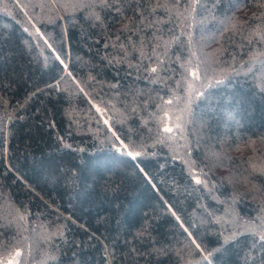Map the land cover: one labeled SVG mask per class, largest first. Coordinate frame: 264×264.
<instances>
[{"label": "trees", "instance_id": "trees-1", "mask_svg": "<svg viewBox=\"0 0 264 264\" xmlns=\"http://www.w3.org/2000/svg\"><path fill=\"white\" fill-rule=\"evenodd\" d=\"M261 237L264 0H0V264H264Z\"/></svg>", "mask_w": 264, "mask_h": 264}, {"label": "snow or ice", "instance_id": "snow-or-ice-1", "mask_svg": "<svg viewBox=\"0 0 264 264\" xmlns=\"http://www.w3.org/2000/svg\"><path fill=\"white\" fill-rule=\"evenodd\" d=\"M151 71H153V72H155L156 71V69H152ZM170 103V102H169ZM105 123H107V121H105ZM166 132H172V128H165L164 129ZM129 155H132V153L130 152V153H128ZM136 155H139V153H137ZM201 181L199 180V179H197L196 180V183H200ZM262 239H264V237H261ZM197 247H199V245H197Z\"/></svg>", "mask_w": 264, "mask_h": 264}]
</instances>
